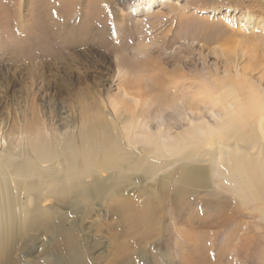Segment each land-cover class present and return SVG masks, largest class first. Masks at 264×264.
Returning a JSON list of instances; mask_svg holds the SVG:
<instances>
[{"label": "rangeland", "instance_id": "374dc122", "mask_svg": "<svg viewBox=\"0 0 264 264\" xmlns=\"http://www.w3.org/2000/svg\"><path fill=\"white\" fill-rule=\"evenodd\" d=\"M71 1L0 0V151L7 150L5 154L0 152V161L6 155L18 158L20 163L26 154L17 157L18 154L32 153L30 141L40 135L57 137L55 134L62 132L67 134L66 144L72 143L82 150L81 132L90 116L103 114L120 126L124 114H114L111 105L114 99L124 101L127 110L133 113L135 105L124 99L125 90L141 100L142 104L134 112L152 120L151 126L163 116L166 126L173 127L176 133L181 131V125L175 120L177 112L184 107L208 119L212 107L202 102L204 95L218 90L225 67L233 69L217 61L211 40L220 32L228 36L237 29L244 33L250 31L233 19L239 9L213 10L217 9L218 2L227 6L236 0H172L168 3L178 9L165 5L163 12L157 9L155 14L147 12L148 0H141L137 13L127 12L119 17L115 6L118 0H80L79 15L61 23L65 28L56 24L55 29L52 24L58 23L57 16L61 15L57 12L67 10ZM98 1H104L106 9L115 13L109 18L107 37L100 35L96 26L93 32L81 36L84 28L79 27L81 18H92L89 8ZM241 1L256 5V10H264V0ZM48 6L53 8L48 13L51 17L42 13ZM171 19L173 32L167 36ZM44 27L52 29V42L37 43L30 38L31 33ZM250 32L254 33L253 43L263 46L264 24ZM119 69L126 75L118 76ZM181 76L190 78L196 85L192 95L174 85ZM259 82L254 79L247 82L248 89L257 95L258 86L264 80ZM246 110L245 121L234 119L241 136L233 138L228 130L221 139L244 152L256 147L253 152L261 151L259 158L264 161V130L258 126L264 119L261 118L263 111L257 107V114L253 115L252 106ZM256 125L257 142L253 138ZM14 139H22V143L13 142ZM55 148L65 158L66 145L55 144ZM141 155L152 160L147 152ZM179 165L180 162L168 161L160 164L163 167L154 173L143 174L144 169L128 171L131 178L125 190L94 201L81 221L68 212L65 204L58 208L69 214L67 229L71 227L83 239L82 247L90 257L89 264H264V219L260 214L236 212L234 220L225 226H207L219 210L217 207L209 210L203 187H184L187 191L178 205L161 192L164 190L162 178ZM54 168L51 165L50 169ZM103 176L106 178V174ZM36 177H39L37 182L42 180L41 176L30 178ZM213 191L210 188L212 194L228 195L224 190ZM147 210L149 213L144 217L147 221L141 225L139 215L131 211L145 213ZM53 232L36 234L37 240L29 243L35 246L28 257L30 261L59 264V241ZM234 247L237 251L233 253Z\"/></svg>", "mask_w": 264, "mask_h": 264}, {"label": "bare ground", "instance_id": "6f19581e", "mask_svg": "<svg viewBox=\"0 0 264 264\" xmlns=\"http://www.w3.org/2000/svg\"><path fill=\"white\" fill-rule=\"evenodd\" d=\"M171 1L148 0L146 10L154 14L157 9L163 12L162 7L165 5L178 9L176 5L168 3H172ZM140 2L141 0H118L115 5L118 8L116 12L118 17L127 12L137 13ZM79 3L80 0H73L67 10L57 12L61 15L57 16L58 23L52 24L53 27L58 24L65 28L61 23H67V20L79 15L77 11ZM255 6L236 0L235 3L227 6L223 2H218L217 9L213 10L239 9L233 19H236L241 27L245 25L253 31L264 24V10L263 12L256 10ZM52 9L48 6L42 13L48 14ZM89 11L92 12L93 17L82 16L79 27L83 25L84 28L80 31L81 36L90 34L96 26L100 35L107 37L109 18L115 13L106 9L104 1H98V4L90 7ZM48 16L51 17L50 14ZM171 20L167 36H171L173 32L174 21ZM250 31L244 33L243 30L237 29L233 33L229 31L232 34L228 36L220 32L211 40L215 44L212 45L214 46L212 52L217 61L232 66L233 69L225 67L218 90H214L216 91L214 93H206L204 99L202 98V102L212 107L208 119L184 107L181 112H177L175 120L181 125V131L176 133L173 127L166 126L163 116L158 117L155 127L151 126L152 120L143 119L145 117L134 112L142 104L141 100L125 90L124 99L133 101V104L131 101L130 103L135 105L133 113L127 110L124 101L119 102L114 99L111 104L114 114L120 112L124 114L120 126L115 119L103 114L90 116L84 121L81 132L82 150L72 143L66 144L67 134L62 132L56 133L55 135H59L57 137L45 138L40 135L30 141L32 153L18 154L17 157L26 154L20 163L18 158L11 159L3 155L0 161V264H37L38 262L30 261L28 258L35 247L30 246L29 243L37 240V233L47 234L53 231L56 232L53 233L58 236L59 241L57 247L59 255L56 254L59 264H89L90 257L84 252V246L82 247L83 239L71 227L67 229L69 214L58 208L65 204L69 209L67 211L81 221L94 201L125 190L131 178L128 171L144 169L143 174L154 173L159 171L158 167H163L159 166L160 164H166L168 161L171 163L177 161L180 165L174 172L162 178L164 190L161 192L169 195L174 205H178L179 199L185 195L184 191H187L184 187L191 185L203 187L207 193V203L210 204V206L208 204L209 210L212 211L215 207L219 210L216 217L207 222V226H225L234 220L236 212L241 211H253L264 219V161L259 158L261 151L253 152L256 148L253 147L251 152H244L239 146H231L221 139L228 130L233 138L241 136L234 119L245 121L247 106H252L253 115L257 114L259 107L263 111L261 118H264V89H261L264 84L262 83L264 38H261L263 46H256L252 41L254 33ZM30 38L37 43L52 42L54 33L50 27H44L31 33ZM242 63H245L244 66H241ZM217 72H220V68ZM124 73L123 69H119L117 74L124 76L126 75ZM253 79L262 83V86H258V95L247 87V82H253ZM174 85L182 91H188L187 95H192L196 90V85L186 76L175 81ZM144 105L147 106L146 103ZM263 120L258 121L262 131ZM255 131L253 138L257 142V125ZM21 140L14 139L13 142H18L20 145ZM55 144L62 147L66 145L67 149L63 150L65 158L61 157ZM0 152L5 154L7 150ZM146 152L152 156V160H148L147 155H141ZM51 165L55 168L50 169ZM103 174H106V178ZM32 176H41L42 180L37 182L39 177L31 179ZM210 188H213V192L218 189L224 190L229 196L212 194ZM131 212L139 215L141 225L147 221L144 217L149 210L145 213ZM126 218L133 220L131 216ZM23 251L27 252L23 253ZM235 251H237L236 247L233 253ZM44 263L49 264L48 261Z\"/></svg>", "mask_w": 264, "mask_h": 264}]
</instances>
